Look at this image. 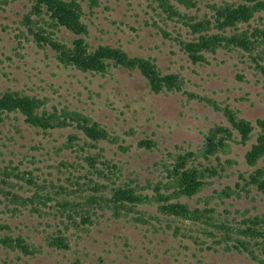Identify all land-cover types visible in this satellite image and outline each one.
Listing matches in <instances>:
<instances>
[{
  "label": "trees",
  "instance_id": "trees-1",
  "mask_svg": "<svg viewBox=\"0 0 264 264\" xmlns=\"http://www.w3.org/2000/svg\"><path fill=\"white\" fill-rule=\"evenodd\" d=\"M15 1L0 0V10ZM149 2L154 13L153 26L165 39L175 42L193 65L208 64L207 56L218 51H237L248 57L250 66L264 79L262 17L259 24L251 25L257 15L264 13V0ZM203 2L208 11L200 14ZM29 3L30 10L22 22L26 28L25 39L31 36L37 47L50 49L64 68L101 77L117 70L138 73L150 93L184 92L189 99L221 112L228 125L211 127L196 150L177 147V152H167L154 163L161 173L156 179H141L133 173L124 178L121 167L106 158L104 148L99 146L107 143L128 151L115 132L82 111L67 106L48 108L46 99L37 95L18 90L2 92L0 123L11 115H20L30 128L44 134L51 136L55 131H67L66 140L53 147L54 153L59 156L68 152L74 158L66 157L46 166L56 171V181L49 178L37 181L40 177L34 178L31 170L12 167L11 159L7 165L0 166V247L24 257L33 258L42 253V247L36 245L31 236L15 232L7 217L28 213L47 222L53 221L46 224L47 229H52L50 232L46 228L42 231L44 244L53 251H67L74 234L80 238L82 232L108 216L114 220H130L134 225H149L155 233L171 232L174 238L191 240L201 251L221 250L243 255L254 264H264V215L236 211L230 219L229 211L219 213L216 206L210 205L215 196L200 198L203 207L182 201L199 195L215 178L227 177V169L234 161L227 160L224 165L219 155L227 154L232 144L246 146L253 138L255 141L244 159L254 169L247 176L240 173L241 182H237L235 188L226 186L215 191V195L223 201L233 197L242 199L252 191L264 194V119H257L253 124L228 105L222 106L209 96L188 92L184 77L179 73H164L154 57L131 55L119 45H93L89 41L92 20L88 14H94L98 0H89L86 4L88 14L84 0H29ZM154 16L165 25L168 21L181 24L186 36L180 30L173 31L176 33L173 36L156 23ZM62 31L69 32L73 39L65 41L59 36ZM137 146L152 151L158 148V143L143 139ZM35 149L39 150L38 146ZM3 157L0 149V159L4 162ZM23 160L19 161L20 165ZM261 163L263 165H259ZM23 188L26 190L21 194ZM153 206L156 207L154 212L149 209ZM71 264L87 263L76 259Z\"/></svg>",
  "mask_w": 264,
  "mask_h": 264
},
{
  "label": "rangeland",
  "instance_id": "rangeland-1",
  "mask_svg": "<svg viewBox=\"0 0 264 264\" xmlns=\"http://www.w3.org/2000/svg\"><path fill=\"white\" fill-rule=\"evenodd\" d=\"M149 1L98 0L99 6L91 15L86 7L89 0H84L85 11L92 20L89 41L93 45H119L131 55L154 57L164 73H179L184 77L188 92L228 105L253 124L257 119H264V79L250 66L248 57L237 51H218L207 56L208 64L193 65L175 42L165 39L153 26L154 13ZM206 5L203 2L200 14L208 11ZM29 10V0H17L0 10V94L7 90L24 91L46 99L48 108L67 106L90 115L119 135L120 144L128 147V151H121L117 145L99 144L104 148L105 157L121 167L124 178L133 173L141 179H156L161 173L154 163L167 152L175 153L177 147L196 150L211 127L228 125L221 112L189 99L184 92L150 93L138 73L117 70L101 77L64 68L50 49L37 47L31 36L25 39L26 28L22 22ZM260 16L264 24V13H261L251 22L252 26L259 24ZM154 19L173 36H176L173 31L179 30L186 36L181 24L168 21L165 25L157 17ZM59 36L67 42L73 39L67 31ZM67 135V131H55L51 136L44 134L30 128L20 115H11L0 123V149L5 159L4 162L0 159V166L7 165L11 159L12 167L31 170L34 178L40 177L37 181L41 182L42 178L56 181V171L46 166L66 157L74 158L68 152L59 156L54 153L53 147L61 145ZM143 139L155 140L158 148L152 151L139 148L137 143ZM254 141L253 138L246 146L232 144L227 154L219 155L224 165L227 160L234 161L227 169L228 176L215 178L199 195L182 201L203 207L200 198L215 196L210 205L216 206L219 213L229 211L230 219L236 211L264 215V194L252 191L242 199L233 197L223 201L215 195V191L226 186L235 188L241 182L240 173L247 176L254 169L244 159ZM20 160L23 165L19 164ZM212 163L215 165L217 161ZM48 173L51 176L47 177ZM23 189L21 194L26 190ZM149 209L154 212L156 207ZM6 219L16 233L31 236L42 247V253L31 258L8 253L0 247V264H71L76 259L87 264H254L243 255L221 250L201 251L191 240L174 238L171 232L155 233L149 225H134L130 220H114L108 216L82 232L80 238L74 234L69 250L53 251L42 239L46 224L53 221L28 213Z\"/></svg>",
  "mask_w": 264,
  "mask_h": 264
}]
</instances>
